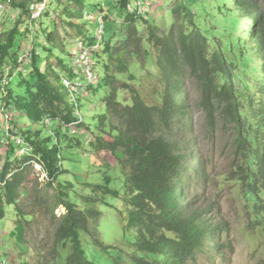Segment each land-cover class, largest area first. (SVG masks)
<instances>
[{"label":"trees","instance_id":"obj_1","mask_svg":"<svg viewBox=\"0 0 264 264\" xmlns=\"http://www.w3.org/2000/svg\"><path fill=\"white\" fill-rule=\"evenodd\" d=\"M30 1L18 4L10 1L14 8L21 10V17H24L21 22L30 19L27 8ZM120 3L122 7L127 5L126 0ZM215 3L213 17L221 18L218 25L223 28L218 35L214 34L217 32L214 29L207 30L196 23L191 4L185 3L174 7L172 13L176 21L167 34H160L157 27H148L146 40L157 52L155 63L159 80L153 103L145 102L131 85L116 76L127 72L130 57H139L142 53L145 39L137 23L144 17L128 12L124 21L126 35L120 46L114 47L115 55L122 52L125 57L112 74H109L110 66H104L103 83L107 94L102 100L107 115L100 124L103 126L108 120L112 140H99L97 149L110 153L120 151L129 166L126 179V193L131 205L128 226L137 230L139 251L152 257L150 261L140 260L139 264H190L207 250L223 257L224 229L208 225L203 220L206 210H193L195 194L189 195L191 186L195 188L193 192H200L208 184L206 164L195 154V106L205 115L212 129L221 121L228 126L235 158L233 180L238 183L247 206H251L256 217L263 207L264 9L257 0H215ZM69 15L77 20L83 18L80 11ZM21 22L3 35L0 70L9 65L6 62L19 65L18 54L11 50ZM55 32L45 36L47 42H54ZM78 35V39L93 40L87 30H79ZM103 47L104 39L101 50L112 48ZM34 49L27 78L20 74L19 86L25 88L24 94H16L8 86L6 97L0 96V102L3 100L15 114L33 124L44 125L45 120H50L47 129L55 128L56 134L63 125L70 126L79 120L81 127L83 118L74 114L69 97L59 86L56 67L51 65V74L37 68L39 51L37 47ZM255 62L257 67L252 66ZM58 64V67L63 66ZM235 79L243 84L242 91L236 88ZM190 83L195 84L199 96L194 108L190 104ZM92 87L89 86V90ZM122 90L132 93L130 104L118 100ZM20 136L32 146L33 157L13 159V148L9 147L7 160L0 170V219L5 216L6 206H15L19 188L28 182V175L32 174L31 160L36 158L45 166L49 185L62 173L60 148L58 143H52L51 136L43 137L40 131L31 130ZM32 176V182L37 186L38 181L34 174ZM83 200L87 208L80 210L68 201V193L64 190L53 199L41 201L46 204L42 207L48 209L50 217L57 223L53 249L56 253L53 251V254L57 255V247L70 244V254L64 264H93L85 256L81 235L89 233L93 227L91 223L100 219L101 213L94 207L100 200L89 197ZM59 206L64 207L66 213L56 218L54 211Z\"/></svg>","mask_w":264,"mask_h":264},{"label":"rangeland","instance_id":"obj_2","mask_svg":"<svg viewBox=\"0 0 264 264\" xmlns=\"http://www.w3.org/2000/svg\"><path fill=\"white\" fill-rule=\"evenodd\" d=\"M0 1L7 3V8L0 18L2 43L5 40L3 35L12 31L16 23L24 18L21 17V10L14 8L11 3L18 4L24 0ZM120 1L52 0L47 14L34 22L24 19L18 28L12 53L18 54L23 47L30 51L37 47V68L50 74L51 65L56 67L55 70L59 74L70 73L73 61L70 50L79 36V30H87L92 37L95 35L94 23H87L84 18L77 20L69 13H101L104 16V47L112 48L95 54L99 62L95 60L94 71L100 76V86L94 85L78 100L79 106L75 107L74 114L79 113L82 116L81 127L78 124L63 125L59 134H56L55 128L47 129L40 123L33 124L22 115L15 114L13 121L18 134L27 130L40 131L43 137L51 136L52 143H58L62 173L57 180L46 185L40 178L37 179L38 174L32 167L28 182L23 183L18 190L15 206H6L5 216L0 219V264L65 263L70 254V244L57 247V255L53 254L57 223L50 217L48 209L42 207L46 204L41 202L53 199L64 190L68 193V201L80 210L87 208L84 198L100 200L94 205L101 213L100 219L91 223L93 227L89 233L81 235L82 248L88 261L93 264H139L142 259L152 260L150 254L139 251L137 230L128 226L131 205L130 196L126 193V179L130 169L125 162L126 158L120 151L110 153L97 149L99 140H112L108 120L103 126L100 124V120L107 115L102 100L107 94V87L103 83L104 66L108 64L109 74H112L116 65L122 62L125 54L119 52L115 55L114 49L120 46L126 35V15L136 8L137 3L146 4L149 9L144 17L146 20H139L137 23V28L143 40L145 39L142 53L139 57H130L127 72L116 76L121 82L131 85L134 92L145 102L153 103L159 90V80L155 63L157 52L147 43L148 27H157L160 34H167L176 21L172 13L174 7L185 3L191 4L195 22L200 23V26L207 30L214 29L217 31L215 35L223 28L218 25L221 18L213 17L216 14L215 0H126L127 5L124 7ZM257 1L264 9V0ZM53 31H56L54 42H47L45 36ZM60 43L63 45L57 46ZM8 63L12 76L10 88L16 94H24L25 88L19 86L22 79L20 74L27 78V70L31 68L30 61L18 66L10 62L5 64ZM58 63L63 66L58 67ZM257 65V62L254 65L252 63L253 67ZM22 69L26 71L25 74ZM249 73L252 74L250 71ZM53 82L56 84L55 80ZM234 83L238 91L244 89L239 80L235 79ZM189 88L190 104L194 108L199 96L194 83H190ZM131 98L132 93L129 91L122 90L118 93L121 103L130 104ZM222 123L221 121L212 129L202 111L196 106L193 109L195 154L200 162L206 164L208 184L200 192H193L195 188L191 186L189 195L195 194L192 209H205L203 220L211 227L224 229V241L222 258L207 250L200 253L190 264H264V194L261 196L263 207L259 211V217H256L251 212V206H247V200L242 195L238 183L233 180L231 173L235 158L230 146L231 133L228 126ZM8 152L9 150L0 149V170L4 167ZM11 157L16 158L13 154ZM33 174L38 181L37 186L32 182ZM59 185L63 187L60 188ZM43 197L45 198L42 199ZM56 210H59V213L54 211L56 218L66 213L65 208L61 206ZM96 225L98 231L95 232Z\"/></svg>","mask_w":264,"mask_h":264},{"label":"built area","instance_id":"obj_3","mask_svg":"<svg viewBox=\"0 0 264 264\" xmlns=\"http://www.w3.org/2000/svg\"><path fill=\"white\" fill-rule=\"evenodd\" d=\"M52 0H31L28 3V13L30 20L32 22L40 19L43 15L48 13V7ZM7 8V3L0 1V18L3 16ZM149 11L146 4L137 3L136 8L132 9L129 14L135 16L146 17V13ZM83 18L87 23H94V37L93 40H83V38L75 39L72 49L70 50V55L72 56L71 71L68 75L59 74L58 84L64 90V92L69 97V101L73 105L74 109L78 105V98L84 96L89 89V86H94L99 84L100 76L95 73L96 69V58L95 54L101 51L102 42L104 39V16L100 13L95 15L83 14ZM82 18V20H83ZM85 24V23H84ZM89 37V36H87ZM31 57V51L28 48H21L18 52V64L22 65L29 61ZM96 60V61H95ZM23 67V66H22ZM21 67V68H22ZM22 72H26L25 70ZM12 76L10 75L9 66L0 70V96L2 99L6 97V88L10 86ZM0 102V149L8 150L9 147L13 148V157L24 159L28 157H33V148L18 132L13 126V120L15 113L12 108L8 107L3 100ZM10 108V109H9ZM75 115H79L76 113ZM79 121L71 124L76 125ZM51 121L45 120L44 125L46 127L50 126ZM36 159V158H35ZM31 160V165L36 170L38 176L37 179L44 183H49L50 179L45 170V166L39 162V160ZM41 175V177H40ZM46 184V185H47ZM59 213V210L55 212ZM57 213V214H58Z\"/></svg>","mask_w":264,"mask_h":264},{"label":"bare ground","instance_id":"obj_4","mask_svg":"<svg viewBox=\"0 0 264 264\" xmlns=\"http://www.w3.org/2000/svg\"><path fill=\"white\" fill-rule=\"evenodd\" d=\"M6 3V2H5ZM29 20V19H28ZM30 21V20H29ZM104 22V21H103ZM31 23V22H30ZM35 50V49H34ZM32 55V54H31ZM25 74V73H24ZM49 174V173H48Z\"/></svg>","mask_w":264,"mask_h":264}]
</instances>
